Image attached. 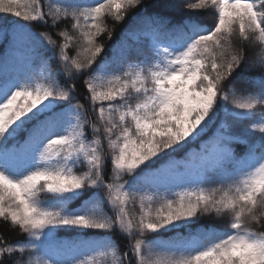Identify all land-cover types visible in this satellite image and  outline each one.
<instances>
[{
	"label": "snow or ice",
	"instance_id": "1",
	"mask_svg": "<svg viewBox=\"0 0 264 264\" xmlns=\"http://www.w3.org/2000/svg\"><path fill=\"white\" fill-rule=\"evenodd\" d=\"M0 14V264H264V0Z\"/></svg>",
	"mask_w": 264,
	"mask_h": 264
},
{
	"label": "trees",
	"instance_id": "2",
	"mask_svg": "<svg viewBox=\"0 0 264 264\" xmlns=\"http://www.w3.org/2000/svg\"><path fill=\"white\" fill-rule=\"evenodd\" d=\"M16 18L15 17H12L10 16L9 14H0V25H7L9 24L11 21L15 20ZM109 25L111 26V21L109 20L108 21ZM38 30H46L44 28H40ZM119 33V26H117V34ZM106 39V37H105ZM0 46H2V48L0 49V52H4V49H5V43L4 42H0ZM254 51H258V49H250L249 50V55H252V53ZM258 113H264V109H257ZM247 124V122H245V125H242V127H245ZM253 136H258L259 133H252ZM235 147V150L238 152V153H241L244 151V146L243 145H240V144H237V145H234ZM41 196H44V195H41ZM44 198V197H43ZM201 223L203 224H208V223H214L216 224L217 226H219L220 228H223V220H219V219H216L215 217H212L211 219H209L208 217H205L201 220ZM0 235H2L4 238L8 239L9 241H14V240H17V239H23L22 236H20V234L16 231H12L10 230L8 227L5 226L4 222L2 220H0ZM117 239H120L119 236H117ZM121 243H123V241L121 240Z\"/></svg>",
	"mask_w": 264,
	"mask_h": 264
},
{
	"label": "rangeland",
	"instance_id": "3",
	"mask_svg": "<svg viewBox=\"0 0 264 264\" xmlns=\"http://www.w3.org/2000/svg\"><path fill=\"white\" fill-rule=\"evenodd\" d=\"M2 48V46H0V49ZM4 52H5V49H4ZM4 52H0V55H3L4 54ZM258 111V110H257ZM257 116L256 117H253V119H258L259 118V115H260V113H258L257 112ZM43 195V194H42ZM44 197V198H43ZM46 197L45 196H41V199H45ZM101 259H103V258H101Z\"/></svg>",
	"mask_w": 264,
	"mask_h": 264
}]
</instances>
